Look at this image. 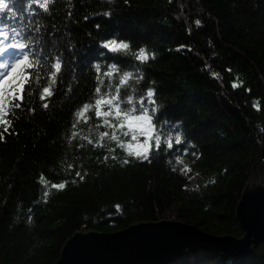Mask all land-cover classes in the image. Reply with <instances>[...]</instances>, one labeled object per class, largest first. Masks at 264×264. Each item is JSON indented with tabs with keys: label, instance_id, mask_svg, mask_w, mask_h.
I'll return each mask as SVG.
<instances>
[{
	"label": "trees",
	"instance_id": "trees-1",
	"mask_svg": "<svg viewBox=\"0 0 264 264\" xmlns=\"http://www.w3.org/2000/svg\"><path fill=\"white\" fill-rule=\"evenodd\" d=\"M8 3L0 31L31 36L30 51L42 67L21 65L11 77L34 73L0 141V264H53L63 243L82 228L113 233L169 220L214 237L240 238L236 203L260 156L264 166V0H55L48 12L30 0ZM110 39L129 48L103 49ZM140 49L147 60L136 58ZM57 57L61 71L52 96L42 101L40 89L49 84ZM97 64L104 80L100 95L110 80L114 95L126 72L132 76L120 87L121 101L132 96L135 103L154 90L155 104L146 98L145 106L150 115L156 108L153 123L162 141L173 138V149L162 143L143 160L107 138L105 147L80 138L95 143L99 132L112 131L96 127L95 107L85 113L87 123L81 119L72 127L74 113L99 98ZM112 64L119 71L104 76ZM73 131L78 135L69 142ZM65 181L63 189L51 188ZM169 264H264V240L249 256L199 250Z\"/></svg>",
	"mask_w": 264,
	"mask_h": 264
},
{
	"label": "snow or ice",
	"instance_id": "snow-or-ice-1",
	"mask_svg": "<svg viewBox=\"0 0 264 264\" xmlns=\"http://www.w3.org/2000/svg\"><path fill=\"white\" fill-rule=\"evenodd\" d=\"M55 0H30V3H35L44 12L49 11V5L53 4ZM6 9H9L8 0H0V13L5 12ZM108 15V13H105ZM199 25V21H196ZM100 26L97 25V28ZM36 31L39 32V25L36 26ZM0 69L11 68L12 71L5 74L0 72V126H3V131L0 132V141L4 138V133H8L9 129L12 126V120L8 117L15 116L13 109H19L25 98V86L32 80L34 73L24 71L23 77L18 79H11L12 73L15 72L18 68H21V65L24 66V69L40 68L42 67V62L40 58L31 53V45L33 43L31 36L23 37L22 33L15 31L11 36L9 34L0 31ZM19 38V39H18ZM7 42V43H6ZM103 49H107L109 52H117L120 50H127L129 45L127 43H117L115 39H110L101 44ZM28 49V51H25ZM12 50V51H9ZM103 55V53H101ZM140 61H145L149 57L146 55L144 49L139 50V55L136 57ZM96 72L98 74L97 78L99 84L95 89L96 95L99 97L94 101V104H84L80 110L74 113L76 122L73 123L72 127L75 129L77 124L84 120L85 123L88 122V117L85 116V113L91 111L95 107V117L100 120V123L96 126L99 128H108L111 129V133L108 131L99 132V139L93 141V139L88 136H81L82 140H86L87 144L93 145V147H105L103 143L105 138L110 141L116 142V147L123 148L129 156H135L137 158H142L143 160L149 159V154L153 150L159 151L162 143L166 145L168 150L173 149V138L167 137L162 141V133L157 129V126L153 123V115L156 112V108L151 109V115L149 114V109L145 106V99L147 98L148 104H155V101L152 99L154 96V90L149 89L146 93V97H141L138 101L133 100L132 96H128L126 101L120 100V87L127 83L131 78L132 73L126 72L123 74V77L120 80V84L115 88V94H111L112 83L111 80L108 84V92L104 95H100L101 87L104 85V80L99 76L100 66L95 65ZM51 68L54 69L49 76L48 80L50 81L47 86H44L40 89V99L45 101L47 97L52 96V87L56 84L57 75L60 73L62 68V62L59 57L56 58L55 62L51 64ZM119 71L118 67L115 64L109 66V70L104 72V76L112 77L114 73ZM230 71V70H229ZM36 83H39L41 79L40 73H35ZM241 85L233 83L232 87L236 88ZM28 95H31V88H28ZM14 100L20 101V103H13ZM122 103H127L131 105L129 108H121ZM136 104H139L140 111L138 112ZM48 103H44L43 107L48 108ZM105 107L107 110H105ZM256 107V105H254ZM78 135V132L73 131L69 142L72 139H75ZM121 136L128 137V140H121ZM140 137H143L141 142ZM176 145L182 143L180 135L174 137ZM83 145H81L82 147ZM109 151H114V149L109 148ZM115 159V157H112ZM105 160L108 159L107 156L104 157ZM124 164L129 163L127 159L123 161ZM176 163H182L180 156L176 157ZM68 168L71 169L72 165L69 164ZM175 170V169H174ZM184 172L190 171L187 167L181 169ZM78 177L83 179L79 172L76 173ZM40 182L42 184L47 183L43 175L40 177ZM66 181L56 184H51V188L61 190L66 186ZM45 196L48 195L46 191Z\"/></svg>",
	"mask_w": 264,
	"mask_h": 264
},
{
	"label": "water",
	"instance_id": "water-1",
	"mask_svg": "<svg viewBox=\"0 0 264 264\" xmlns=\"http://www.w3.org/2000/svg\"><path fill=\"white\" fill-rule=\"evenodd\" d=\"M259 159L250 169L235 207L240 238L214 237L169 220L133 223L113 233L82 228L63 243L53 264H169L199 250L249 256L250 249L264 240V166Z\"/></svg>",
	"mask_w": 264,
	"mask_h": 264
},
{
	"label": "rangeland",
	"instance_id": "rangeland-1",
	"mask_svg": "<svg viewBox=\"0 0 264 264\" xmlns=\"http://www.w3.org/2000/svg\"><path fill=\"white\" fill-rule=\"evenodd\" d=\"M4 71L3 69H0V72ZM10 71V68L9 70L6 72V70L4 72H6V74Z\"/></svg>",
	"mask_w": 264,
	"mask_h": 264
}]
</instances>
